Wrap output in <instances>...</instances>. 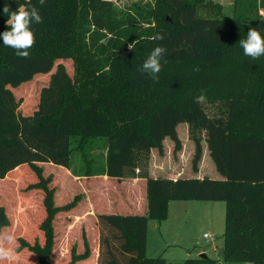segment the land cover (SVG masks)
I'll return each mask as SVG.
<instances>
[{
	"label": "trees",
	"instance_id": "16d2710c",
	"mask_svg": "<svg viewBox=\"0 0 264 264\" xmlns=\"http://www.w3.org/2000/svg\"><path fill=\"white\" fill-rule=\"evenodd\" d=\"M234 2L227 17L206 0H152L124 12L106 0H0V34L10 30L6 5L10 12L21 4L35 7L43 18L31 26L35 43L26 59L0 39V191L24 185L27 205L41 200L45 212L40 217L35 205L31 217L37 213L41 235L33 244L20 239L16 254L27 250L37 264L56 261L55 219L78 209V195L55 206L57 188L43 175V167L53 166L86 179L136 181L145 202L141 213L96 212L97 246L82 232L81 251L72 246L56 264H170L146 256V233L149 219L157 217L150 204L173 201L224 202L223 260L264 264V56H245L239 45L250 28L264 37L258 15L264 0ZM203 10L211 15L199 16ZM157 34L164 39H154ZM157 46L166 53L154 80L141 67ZM61 61L71 62L72 73L56 64ZM37 75H49L48 85L24 116L22 99L11 89ZM202 93L206 103L198 104ZM180 124L194 146L191 171L198 173L204 142L220 178L150 176L151 153L163 156L165 140L174 154L181 151ZM99 138L106 139L104 165L92 157ZM73 152L79 173L72 170ZM31 172L35 179L23 182ZM10 225L0 206V231ZM178 264L216 262L199 255Z\"/></svg>",
	"mask_w": 264,
	"mask_h": 264
},
{
	"label": "rangeland",
	"instance_id": "374dc122",
	"mask_svg": "<svg viewBox=\"0 0 264 264\" xmlns=\"http://www.w3.org/2000/svg\"><path fill=\"white\" fill-rule=\"evenodd\" d=\"M106 1L110 2L113 8L119 12L126 11L127 7H130L133 3L152 2V0ZM234 1L206 0L212 5H219L227 17L233 13ZM256 1L258 4L260 0ZM209 12V10H203L198 14L204 17L211 15ZM258 15L264 17V11L258 9ZM58 63H62L72 73L70 61H61L56 64ZM48 81L49 75H37L29 83L22 84L16 89H11L17 99H22L19 107L22 115L29 116L36 109L38 92L48 85ZM177 133L182 144L181 151L174 154L173 143L168 140L164 141L163 156H159L156 151H152L148 166V172L151 177L169 178L174 172L182 175V178L195 176L191 171L194 146L188 139L187 125L180 124L177 127ZM94 141L95 143L92 146L94 162L97 165H104L106 139L99 138ZM202 150L203 158L201 157L198 168H202V173L208 178L218 179L219 175L213 167L204 142ZM71 164L72 170L79 173L82 166L76 152L71 154ZM43 175L51 179L52 184L57 188L55 195L58 199L54 201L55 206L67 204L75 195L82 198L78 203V208L82 206L80 210H75L73 213L71 211L66 214L61 213L55 219L54 251L56 257H54V260L56 261H60V257L65 259L66 254L74 245L80 249L78 251H81L82 232H84L85 236L87 235L88 241H94L97 246L98 228L94 218L96 212H109V214L111 212L120 214L141 213L145 205L142 185L137 182H118L105 177L77 178L70 171L67 174L53 166H47V169L43 167ZM66 175L68 177L65 178ZM21 178H23V182H32L35 179L32 172ZM67 178L71 181L64 189L62 182ZM128 183L131 184L128 185ZM10 187L8 186L6 190L0 191V206H5L11 221V225L6 231L15 236L18 246L20 239L33 244L39 240V233L41 235V232L38 229L36 230L38 220L35 221V217L37 213L34 214V218L31 217L37 204L27 205L26 200L30 197L27 196L26 200H24L25 196L29 194L24 185ZM20 199L22 200L20 201ZM165 203L150 204L151 212L157 216V221L155 223L153 221L151 224L148 223L147 226L146 256L148 258H162L167 263L178 264L186 259H195L199 254H204L207 258L215 261L216 264H233L225 262L218 253V250L223 248L224 243V202L173 201ZM84 205H88L89 210L84 211ZM37 207L39 208V216L44 217L45 212L41 200ZM87 211L92 212L90 213L92 220H88ZM30 217L32 224L28 220ZM40 217L39 219H41ZM204 235L207 236L204 237ZM56 261L51 260V264H56ZM0 264H37V260L27 250H22L19 254H15L13 259L0 262ZM88 264L94 263L89 261Z\"/></svg>",
	"mask_w": 264,
	"mask_h": 264
},
{
	"label": "clouds",
	"instance_id": "9594fccd",
	"mask_svg": "<svg viewBox=\"0 0 264 264\" xmlns=\"http://www.w3.org/2000/svg\"><path fill=\"white\" fill-rule=\"evenodd\" d=\"M41 5L45 4V0H39ZM4 14L9 18L7 19V26L10 30L4 31L0 34V39L3 41V45L13 48L16 51V55L20 58H28L29 49H31L35 43V34L31 30L33 24H40L43 22V18L39 14V11L35 8H26L24 5L16 11L9 10L6 5L3 9ZM156 40H163V35L157 34L153 37ZM134 42L128 44V48L132 49ZM239 45L243 50L245 56L253 59L264 56V37L261 36L259 31L255 28H250L246 39H240ZM166 53V49L161 46H157L144 61L141 71L149 74L152 79H158V74L161 71V59ZM206 96L202 93L195 98V102L198 104L206 103ZM17 241L14 235L7 231H0V262L13 259L15 256V248L17 247Z\"/></svg>",
	"mask_w": 264,
	"mask_h": 264
},
{
	"label": "crops",
	"instance_id": "0c3cea01",
	"mask_svg": "<svg viewBox=\"0 0 264 264\" xmlns=\"http://www.w3.org/2000/svg\"><path fill=\"white\" fill-rule=\"evenodd\" d=\"M203 158V157H202ZM104 162H105V153H104ZM214 167V166H213ZM210 168V167H209ZM208 168V169H209ZM62 170V169H61ZM62 171H64V170H62ZM64 172H66L67 174H68V171H64ZM70 175V174H69ZM195 176V178H199V179H201V178H203V177H207L204 173H202V168H198V173L197 174H194ZM67 176V175H66ZM72 176V175H71ZM182 177V175H179V173H173L172 174V176L171 177H169L170 179H172V180H175V179H177V178H181ZM77 178H79V177H77ZM219 178H220V176H219ZM136 182V181H135ZM166 204V203H165ZM166 206V205H165ZM80 208H78V209H76V210H79ZM85 210H89V206L87 205V206H84V211ZM75 211V210H74ZM74 211H71V213H73ZM88 212V211H87ZM86 212V213H87ZM152 221H154V223H155V221H157V219H153V218H151V219H149V223L150 222H152ZM146 238H147V233H146ZM220 250V249H219ZM219 250H218V253H219ZM199 255H201V254H199ZM198 255V256H199Z\"/></svg>",
	"mask_w": 264,
	"mask_h": 264
},
{
	"label": "water",
	"instance_id": "95a60500",
	"mask_svg": "<svg viewBox=\"0 0 264 264\" xmlns=\"http://www.w3.org/2000/svg\"><path fill=\"white\" fill-rule=\"evenodd\" d=\"M151 223H153V221L150 222V224H151ZM222 253H223V250L220 249V250H219V254L222 255ZM200 257L204 258V257H206V256H205L204 254H201Z\"/></svg>",
	"mask_w": 264,
	"mask_h": 264
},
{
	"label": "built area",
	"instance_id": "2783aa9c",
	"mask_svg": "<svg viewBox=\"0 0 264 264\" xmlns=\"http://www.w3.org/2000/svg\"><path fill=\"white\" fill-rule=\"evenodd\" d=\"M207 235H204V237H206Z\"/></svg>",
	"mask_w": 264,
	"mask_h": 264
}]
</instances>
